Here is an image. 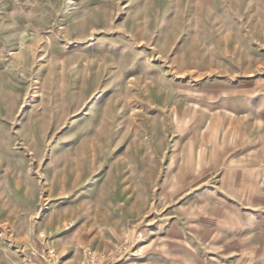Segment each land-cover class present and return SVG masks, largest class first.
I'll use <instances>...</instances> for the list:
<instances>
[{
	"label": "rangeland",
	"instance_id": "1",
	"mask_svg": "<svg viewBox=\"0 0 264 264\" xmlns=\"http://www.w3.org/2000/svg\"><path fill=\"white\" fill-rule=\"evenodd\" d=\"M0 264H264V0H0Z\"/></svg>",
	"mask_w": 264,
	"mask_h": 264
}]
</instances>
